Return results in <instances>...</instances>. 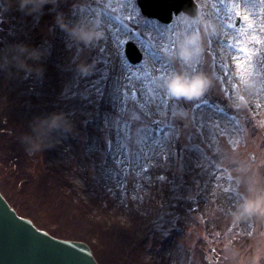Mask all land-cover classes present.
<instances>
[{"label": "rangeland", "instance_id": "1", "mask_svg": "<svg viewBox=\"0 0 264 264\" xmlns=\"http://www.w3.org/2000/svg\"><path fill=\"white\" fill-rule=\"evenodd\" d=\"M194 2H198L199 11L193 23L179 16L169 27L161 28L149 23L144 25L143 21L139 26L132 27L136 32V37L131 36L132 41L143 53L142 62L132 67L121 58L123 42L130 37L116 24L117 17H132V0H68L72 14L67 18L66 25L59 29V40L65 42L64 50L62 47L59 50L66 57L69 49H74L79 42L84 43L103 35L102 41L110 59L108 69L111 84L107 96L111 108L100 115L96 114L98 103L93 110L86 109L88 101L85 95L98 81L100 70L97 63L100 61L98 55L91 57L79 50L76 58L72 59L75 63L65 65L67 68L63 71L66 81L61 94L48 106L53 117L60 116L62 119L49 129L44 127L42 116L30 115L31 133L25 138L23 152L27 158L33 154L38 162L43 161L46 166H62L76 199L88 201L92 196L91 191L99 188V194L108 196L112 212L118 209L119 214L115 219L126 224V204L136 198V192L141 191L147 181L140 172L138 157L141 153L134 151L131 160L132 171L136 176V191H128L125 195L120 184L122 177L113 167L112 157L115 153L109 150L106 155L103 144L115 129L117 113L129 119L134 117L143 120L140 112L133 109V106L138 107L140 104L142 112L149 118L161 117L165 110L162 100L171 95V126L175 121H183L184 128L191 130L195 127L199 131V122L205 116L211 117L213 122L208 125L210 127H206L211 143H206L207 152L201 156L199 152L186 149L183 141L179 142L182 150L174 155L176 159L169 162L167 168L170 170V164H173L180 179L171 190L167 207L157 214L151 238L138 258L142 256L149 264H264V32L258 33L250 25L253 22L264 25V2ZM1 4L0 45L5 49L6 64L16 68L15 64H23L21 58L23 55L27 58L31 48L24 45L25 50L19 54L18 61L13 62L11 57L8 59L11 48L13 52L16 49L11 44L19 43L22 25L30 26L24 28L27 33L25 41L33 46L34 41L53 36L52 21L56 17L48 20L39 17V12L53 9L51 5L39 7L35 0H2ZM237 11L240 12L238 18L241 23L238 27H232ZM259 39L261 48L256 46L255 40ZM242 47H247L250 55L244 54ZM255 55H258L257 63L253 62ZM80 59L84 62H76ZM198 61H204L200 63L199 69ZM173 66L177 82H187L196 78L195 74L202 80L203 88L194 94V98H187L186 92L174 95L169 91ZM121 69L125 77L122 86L113 88L115 80L120 78ZM26 96L25 103H31L28 101L31 93ZM201 97L226 102L234 109L231 118L227 119H236L237 126H227L224 120L215 121L209 112H197L193 104ZM256 100L259 104L252 106ZM122 105H127L126 112ZM53 106L63 111L58 112ZM33 107L40 112L47 108L44 102H37ZM87 115L90 120L86 121ZM21 116H16L20 125L26 122L25 116ZM173 131L179 135L183 129ZM171 133L163 137L155 133L153 138L147 130L142 132L137 128L132 135L134 148L138 147L146 155H151L152 150L165 154V149L171 145ZM124 135L127 136V132ZM217 136L222 138L219 142ZM17 139V135L11 132L0 133V182L4 186L3 190L9 193L15 189L19 178L13 174L14 165L4 154L11 153ZM186 150L192 168L193 163L198 165L193 168L195 172L192 168L188 169L183 161ZM43 151L46 152L44 157ZM93 156L97 165L90 159ZM195 178L202 180L193 186ZM208 178L212 180L206 187L201 186V182H208ZM232 191L233 195L229 194ZM33 196H29V205L37 208L34 219H39L44 229L52 230L58 225L55 233L68 235L69 229L62 228L60 207L58 209L55 206L58 212L53 204L52 208L42 204L38 207L34 204L36 199L33 200ZM50 196L54 197V191L44 197L49 200ZM174 198L179 200L176 207L172 206ZM227 206L242 211L247 220L242 223L235 221L225 211ZM228 226L233 229L227 230ZM176 227L182 230L178 234L173 233Z\"/></svg>", "mask_w": 264, "mask_h": 264}, {"label": "trees", "instance_id": "2", "mask_svg": "<svg viewBox=\"0 0 264 264\" xmlns=\"http://www.w3.org/2000/svg\"><path fill=\"white\" fill-rule=\"evenodd\" d=\"M36 4L39 7L43 5H51L54 10L57 9L59 12H62V13H64L67 10V7L65 5V0H37ZM36 9H38V7ZM37 59L39 60V58ZM54 65H55V62L51 60L46 61V63L41 61V63H38L36 65L38 68L45 69L46 74L52 75V77L50 78L51 80H47L46 82V84L49 85L50 87H53L52 79L58 78V76H56V72L53 71ZM51 71H53V73ZM44 91H49V90L45 88ZM4 94H5V91L0 88V125L2 121H4L3 123L5 124V128H10L14 133L17 134V132H15L16 126H14L16 119H13L15 115L18 114V112L19 113L21 112L22 115H25L27 118H29L30 113H33V112L30 106H28L27 104H23L22 106H20L19 103L22 101H16L17 97L15 98V100H12L14 98L13 95L8 94L9 96L5 98ZM30 101L34 102L33 98ZM99 104H101L102 106L103 103H99ZM14 106H17V107H14ZM45 113L46 111H43L40 114L46 115ZM10 124H13V125L10 126ZM19 129H20L19 130L20 136L23 133L29 132L30 130L29 121L27 120L26 123L20 125ZM17 144L20 150L18 149L13 150L14 152L13 157L16 158L17 160L16 164L18 165L17 173L19 174L20 172V174H22L23 177L26 178L28 185L35 184L34 186L32 185V187L36 194H37L36 191H39L40 187L44 189L42 191L44 192L45 190L49 189L48 187L49 185L53 184V188L57 189L60 192L59 194L60 204L61 203L63 204V207L66 208L69 214L70 218L68 219V222L73 223L75 227L81 228V231H84L86 233V235H84V234L75 232L76 238L78 237L80 239L87 238L88 240L91 241L92 246L96 245L95 247H98L96 248V250L99 251L100 254L98 255L96 253L94 254L97 257L99 263L104 264L102 260H104L105 258L108 259L107 257L108 255L106 253L118 255L122 263H124V261L126 262L127 258L129 257L128 255H130L128 251L133 250V248H135L133 247L135 243L130 242L131 235L127 234L126 228H124L125 230H122L123 227L121 226L119 227L117 225H115V227H112V232L110 235H112L114 240H116L117 242H120V245H116L117 249L113 248L112 246H111L112 249H110L108 247L109 243L106 242L108 234L105 230L106 229L109 230L110 228V227L105 226L106 223L104 221L105 220L104 218L107 217L106 214L103 213L105 217L99 215L100 213L92 215L91 212L88 211L85 206L79 205L78 202L73 200V197L68 195V192H69L68 185L69 184L62 176V171L60 169L52 171L51 176L45 175L46 177H44V176L39 175L40 174L39 167L35 165L32 166L30 160L28 161L27 158L23 157V152H22L23 147L21 146L23 145V139H19ZM184 162L187 165L188 169L192 168L191 161L189 159H184ZM18 169H19V172H18ZM193 172H195L194 169H193ZM37 177H41L42 182L39 183V182L34 181V178H37ZM157 189L158 187H156V189L152 191V195L150 198V202L155 209H158L160 205L163 203L162 201L166 200L168 197V192H158ZM23 195L26 196L25 193H23ZM151 208L152 207L150 206V209ZM21 211L29 213L31 211V207H29L27 211L24 210V208ZM126 240L128 242V245L123 246ZM113 249H116L117 251L113 252ZM124 257L125 259L123 260Z\"/></svg>", "mask_w": 264, "mask_h": 264}, {"label": "water", "instance_id": "3", "mask_svg": "<svg viewBox=\"0 0 264 264\" xmlns=\"http://www.w3.org/2000/svg\"><path fill=\"white\" fill-rule=\"evenodd\" d=\"M138 5L144 15L163 21L169 19L171 12L195 15L191 0H174L173 6L164 0H138ZM132 49L129 45V53ZM0 264L96 263L84 244L52 239L28 220L19 218L0 197Z\"/></svg>", "mask_w": 264, "mask_h": 264}, {"label": "snow or ice", "instance_id": "4", "mask_svg": "<svg viewBox=\"0 0 264 264\" xmlns=\"http://www.w3.org/2000/svg\"><path fill=\"white\" fill-rule=\"evenodd\" d=\"M262 2H264V0H262ZM164 3L168 6H173L174 0H164ZM235 15L239 17L240 12L237 11ZM232 27H235V25H232ZM241 51L246 55H250L247 47H242ZM124 78L125 77L121 69L120 78L115 80L113 88H115L117 85L122 86V80ZM110 79L111 77H109L108 75H101L98 78V81L94 84V86L88 89L85 95V99L88 101V104L86 105V109L88 111L93 110L96 104L100 103L103 100L104 96L107 95V84H105L104 87H101L100 85L101 83H104ZM122 107L125 109L126 112L127 105H122ZM133 109L134 111L140 112V116L143 117V120L136 119L134 117L129 119L126 115H121L120 113H117L118 120L116 122L115 129L110 132L109 138L106 141V150H111L112 153H115V155H113L112 157L114 161L113 167L119 174V176L123 177V179H121L120 181V184L123 185L122 190L124 191L125 195L129 190L136 191V176L135 172L132 171L131 164L133 152L137 151L141 153L138 157L140 162V170L143 169L144 165L147 164L149 159L151 158L150 155L144 154L142 150L138 147L134 148L135 142L132 139V135L137 128H140L142 132H146L148 127H152L153 129L159 127V121L152 122L150 118L142 112L140 104L138 107L133 106ZM210 119L211 117L205 116L199 122V131H197L195 127L191 128V130L184 128L183 121H175L171 128L167 129V131L171 132L172 129H183V131H181L179 135L173 137L176 140V144L183 141L184 146H187L186 149L199 152L202 156L205 155L207 152L206 143H211V140H209V135L205 127V121ZM87 120H90L88 115L86 116V121ZM144 121H147V123H145ZM121 127H123V131H121ZM125 132H127V136L124 135ZM153 133H155V131H153L152 134ZM216 138L218 142L220 139H222L219 136H217ZM117 149H119L118 152L116 151ZM125 165H127V169H125ZM130 185L131 188L129 187Z\"/></svg>", "mask_w": 264, "mask_h": 264}, {"label": "clouds", "instance_id": "5", "mask_svg": "<svg viewBox=\"0 0 264 264\" xmlns=\"http://www.w3.org/2000/svg\"><path fill=\"white\" fill-rule=\"evenodd\" d=\"M169 91L172 92L174 95L176 93H187V98L191 99L194 98L195 93H199L203 88V82L199 78H193L184 82L183 80L180 81H170L168 83ZM62 118L60 116H55L52 118V125L55 126Z\"/></svg>", "mask_w": 264, "mask_h": 264}]
</instances>
